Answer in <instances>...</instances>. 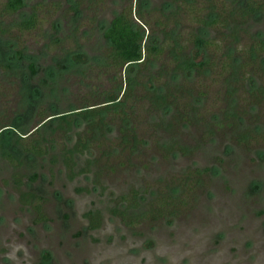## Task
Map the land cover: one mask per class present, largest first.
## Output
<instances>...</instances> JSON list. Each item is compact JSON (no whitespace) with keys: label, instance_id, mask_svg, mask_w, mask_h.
<instances>
[{"label":"rangeland","instance_id":"1","mask_svg":"<svg viewBox=\"0 0 264 264\" xmlns=\"http://www.w3.org/2000/svg\"><path fill=\"white\" fill-rule=\"evenodd\" d=\"M22 1L21 10L0 20L5 29L0 33V125L17 118L31 131L41 120L39 112L68 113L113 91L116 80L100 66L108 47L103 31L136 0H83L80 17L69 10L74 0ZM162 1L150 0L154 6ZM5 2L0 0V8ZM33 8L35 28L18 31L15 25ZM180 24L183 37L196 26L185 15ZM249 29L264 33V20ZM246 38L241 37L240 49ZM17 50H22L20 60ZM211 51L215 69L176 79L179 106L198 108L187 126L165 130L177 110L154 114L144 101L134 100L130 125L137 144L123 149L114 121L100 145L74 156L72 177L63 149L72 147L85 123L65 135L41 126L47 149L42 156L20 153L12 163L0 149V264H264V97L252 107L246 91V77L263 85L264 71L260 65L245 68L236 92L242 118L235 120L239 128L230 130L224 123L229 83L218 73L223 52ZM79 52L84 62L72 60ZM141 73L147 76L143 68ZM125 77L122 72L123 87ZM32 85L41 96L30 116ZM244 131L247 138L238 139ZM173 141L185 149L170 152L166 146ZM133 189L139 206L127 210L135 219L127 225L114 210L128 207L120 198L130 197ZM173 189L176 198L157 211L160 198L168 199ZM89 212L100 214L98 227L90 228Z\"/></svg>","mask_w":264,"mask_h":264},{"label":"trees","instance_id":"2","mask_svg":"<svg viewBox=\"0 0 264 264\" xmlns=\"http://www.w3.org/2000/svg\"><path fill=\"white\" fill-rule=\"evenodd\" d=\"M22 6V0H6L0 8V20L3 14H12ZM69 10L80 17L79 1H73ZM184 15L196 25L187 32L186 37H183L182 29L180 30V22ZM262 20L264 0H163L158 6L151 5L150 0H136L134 5L130 2L112 18L103 31L108 47L100 66L116 80L113 91L107 92L103 98L87 101L68 113L51 111L47 115L39 112L41 120L31 131L25 129L24 123L17 122V118L11 124L0 125V149L3 156L12 163L14 156L20 153L42 156L47 153V149L44 145L46 139L41 134V126L65 135L80 123H85V130L76 134L77 138L72 147L63 149L64 162L72 177L75 167L74 156L84 153L95 143L100 145V141L106 139L108 132L112 130L111 123L114 121L118 123L119 145L127 149L137 144L135 127L130 125L134 100L144 101L148 106V112L154 114H159V111L172 114L173 110H177L176 116L166 123L165 130L177 128L178 125L187 126L192 122V115L196 114L198 108L193 104L179 106L180 84L177 85L176 79L178 77L186 79L193 72L199 75L215 69L212 48L221 49L223 52L218 73L220 75L224 73V81L229 83L225 95L229 98L230 109L224 111L226 117L224 123L230 130H236L239 125L235 120L242 118L236 105L237 82L245 79L244 70L249 65L253 67L260 65L264 71V33L262 31L251 33L249 29ZM36 23L33 8L31 14L15 27L18 31L32 30ZM145 27H149L148 33ZM213 31L216 33L214 36L210 34ZM4 32L5 29L0 26V33ZM245 35L249 42L240 49L241 37ZM163 54L166 56L161 61ZM16 55L20 60L22 50H17ZM72 60L77 63L85 61L84 55L80 52L74 53ZM155 66L157 69H153ZM29 68L31 73H36L34 65H30ZM141 68L147 70L145 78ZM122 72L126 74L124 87ZM246 80L249 83L246 90L249 94L248 101L254 107L264 97V84L258 83L252 75L247 76ZM33 90L35 93H31L28 100L30 116L35 113L37 99L41 96L39 88L33 87ZM161 122L163 123L162 119ZM216 125L221 127L222 124ZM247 136L248 132L244 131L238 134L237 138L245 140ZM15 148L20 150L19 153ZM166 149L174 153L185 148L173 141ZM204 170L211 171V168ZM196 171L200 173L199 170ZM177 192V189H173L168 199L160 198V205L156 210L160 211L171 204L172 199L176 198L173 193ZM120 199L126 202L128 207L122 210L115 209L114 213L119 215L125 224H134L135 219L127 210L139 206L138 192L133 189L130 197L123 196ZM36 211L42 220L44 216L40 204L36 205ZM87 217L90 228L99 226L98 212H89Z\"/></svg>","mask_w":264,"mask_h":264},{"label":"flooded vegetation","instance_id":"3","mask_svg":"<svg viewBox=\"0 0 264 264\" xmlns=\"http://www.w3.org/2000/svg\"><path fill=\"white\" fill-rule=\"evenodd\" d=\"M74 1H75V0H74ZM78 1H79V3H80V6H81V4H82L83 2H85V1H83V0H78ZM92 1H93V0H92ZM94 1L98 2V1H101V0H94ZM70 5H72V4H70ZM70 5H69V6H70ZM23 6H24V3H23ZM23 6H22L20 9H18L17 11H15L14 13L18 12L19 10H21V9L23 8ZM85 6H86V5H85ZM80 9H81V12H82V8H81V7H80ZM121 10H122V9H121ZM121 10H120V11H121ZM120 11H119V12H120ZM31 12H32V11H31ZM119 12H118V13H119ZM30 14H31V13H30ZM116 14H117V13H116ZM116 14H115V15H116ZM80 15H81V13H80ZM115 15H114V16H115ZM81 18H83V16H81ZM111 20H112V19H111ZM111 20L109 21V23L111 22ZM109 23H108V24H109ZM38 218H39V216H38ZM40 220H41V219H40ZM42 220H43V219H42ZM88 220H89V219H88Z\"/></svg>","mask_w":264,"mask_h":264}]
</instances>
